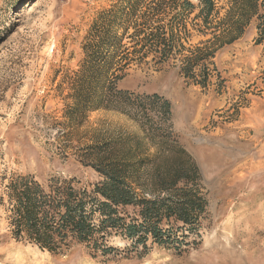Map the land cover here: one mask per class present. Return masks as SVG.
I'll list each match as a JSON object with an SVG mask.
<instances>
[{
  "label": "rangeland",
  "instance_id": "obj_1",
  "mask_svg": "<svg viewBox=\"0 0 264 264\" xmlns=\"http://www.w3.org/2000/svg\"><path fill=\"white\" fill-rule=\"evenodd\" d=\"M115 1L0 0V195L3 178L14 173L39 182H96L97 174L75 160L76 150L96 131L137 130L106 111L90 113L67 136L60 124L83 38L94 16ZM255 37L252 21L240 39L217 53L209 94L224 105L208 117L202 109L210 101L195 95H207L208 84L193 85L172 63L158 69L132 65L118 83L119 90L156 94L170 103L173 135L199 169L207 207L186 246H155L142 257L121 252L108 260L79 246L53 255L14 241L0 204V264H264V55ZM200 39L194 36L191 44ZM185 116L206 124L191 129ZM110 245L124 251L128 243L113 238Z\"/></svg>",
  "mask_w": 264,
  "mask_h": 264
},
{
  "label": "trees",
  "instance_id": "obj_2",
  "mask_svg": "<svg viewBox=\"0 0 264 264\" xmlns=\"http://www.w3.org/2000/svg\"><path fill=\"white\" fill-rule=\"evenodd\" d=\"M252 21L254 44L264 55V0H116L99 11L81 43L78 69L67 79L60 124L67 136L90 113L106 111L137 130L96 131L76 150L75 160L97 174L96 182L3 178L0 204L10 237L53 255L79 246L106 260L186 246L207 207L199 169L173 135L170 103L119 90L118 83L132 65L172 63L204 89L217 53ZM194 36L201 39L192 45ZM113 238L128 243L124 251L110 245Z\"/></svg>",
  "mask_w": 264,
  "mask_h": 264
},
{
  "label": "crops",
  "instance_id": "obj_3",
  "mask_svg": "<svg viewBox=\"0 0 264 264\" xmlns=\"http://www.w3.org/2000/svg\"><path fill=\"white\" fill-rule=\"evenodd\" d=\"M259 47L260 46H256V50H259L258 49ZM210 88H213V84H211V86H210V84H208V86H207V89H208L207 95H205V93L204 94H197V93L195 94L199 98L200 102L201 101L205 102V100H206V101H208V103H209V101L211 103L209 108H203L202 109V116L203 117H208L209 114L211 113V110H213L214 108H218V107L221 108L224 105V101H223V99L221 97H214V96L209 94V91H210L209 89ZM185 118H186V120H185L186 123L189 124L191 129L199 130L206 124V121L197 122L196 120H193V118H192V120H188L187 116H185Z\"/></svg>",
  "mask_w": 264,
  "mask_h": 264
}]
</instances>
